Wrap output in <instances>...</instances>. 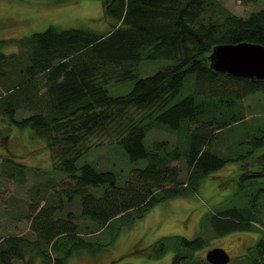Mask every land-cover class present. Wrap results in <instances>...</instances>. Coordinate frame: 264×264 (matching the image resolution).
Returning <instances> with one entry per match:
<instances>
[{"label":"trees","instance_id":"trees-1","mask_svg":"<svg viewBox=\"0 0 264 264\" xmlns=\"http://www.w3.org/2000/svg\"><path fill=\"white\" fill-rule=\"evenodd\" d=\"M101 1L104 14L113 19L106 31L48 25L21 36L0 37V76L22 65L14 84L0 92V138L7 136L1 125L4 120L43 137L52 167L73 182L64 192L65 199L79 197L88 233L111 231L118 220L120 226H128L155 204L196 192L203 178L226 163L251 159L241 165L237 177L254 186L247 203L216 208L203 218L217 236L239 230L259 232L245 256L250 264H264V217L257 208L264 196V128L245 138L251 143L247 154L222 153L211 146L217 131L241 119V111L233 110L236 102L264 92V77L215 71L207 59L217 43L245 40L264 45V6L246 17L226 13L221 20L212 16L203 20L211 0ZM9 45L16 48L2 50ZM154 59H166L167 64L136 76L140 61ZM188 78L191 86L183 93ZM129 79L133 84L126 93L112 95L105 87ZM18 108L30 113L16 117ZM152 125L181 134L182 142L170 147L161 138L145 142ZM112 142L123 147L133 164L121 184L110 169L89 161L76 164L91 147ZM252 147L263 150L255 153ZM179 158L188 171L184 180L171 163ZM139 159L145 160L141 166L135 165ZM1 166L16 167L19 175L26 167L6 153ZM98 185H105L99 195L85 189ZM58 204L47 203L37 210L30 205L35 239L18 233L0 236V264H13V259L24 264H65L74 251L103 249L104 244L101 247L76 232L71 212L54 218ZM203 243L199 236L163 235L148 245L147 254L159 257L171 247L170 264H211L192 256ZM93 244L100 247L91 250Z\"/></svg>","mask_w":264,"mask_h":264},{"label":"rangeland","instance_id":"rangeland-1","mask_svg":"<svg viewBox=\"0 0 264 264\" xmlns=\"http://www.w3.org/2000/svg\"><path fill=\"white\" fill-rule=\"evenodd\" d=\"M263 6L264 0H211L204 10L203 20H207L208 16L221 20L226 13L246 17L251 11ZM112 23L113 19L103 12L101 0H0V37H17L43 30L48 25L106 31ZM15 48L9 45L2 47V50L10 51ZM166 64V59L142 60L136 68V76H145ZM21 66L18 64L11 67L7 74L0 76V92L14 84L17 70ZM190 80L188 78L184 81L183 93L190 88ZM132 84L133 79H129L108 82L105 87L110 94L117 95L128 92ZM237 109L241 111V119L217 131L211 142L212 148L222 153L242 154L251 147V143L245 138H252L257 129L264 128V92L257 91L237 101L233 110ZM28 113L29 110L18 108L16 117ZM1 125L7 136L0 138V236L18 233L35 239L36 233L30 227V205H35L37 210L41 205L60 202V207L53 213L54 218L65 217V213L71 212L76 232L80 236L91 242L104 244L103 249L100 248L94 253L88 249L74 251L65 264H170L174 255L171 247L159 257H150L147 254L148 245L163 235L203 238V245L193 251L192 256L197 259L204 258L208 248L221 246L230 254L227 264H250L245 253L260 233L239 230L217 236L203 215L219 207L242 206L247 203L254 186L246 180L240 182L237 177L241 165L251 159L244 161L239 158V162L226 163L203 178L196 192L157 203L128 226H120L118 220L113 222L111 231L107 228L88 233L84 226L87 219L80 214L79 197L76 195L65 199L64 192L73 187V182L64 172L52 167L43 137L30 128H19L5 120L1 121ZM157 138L167 140L168 147L182 142L181 134L152 125L147 129L144 140L150 142ZM253 150L259 153L263 149L252 147ZM3 153L10 154L14 160L26 165L22 174L16 172V167L2 168ZM84 161H89L100 169H110L120 184L128 178L133 165L123 147L114 142L91 147L76 160V164L80 165ZM144 161L139 159L135 165L141 166ZM171 163L178 168V178L184 180L188 173L184 159L179 158ZM85 189L99 195L104 191L105 185L86 186ZM257 208L264 217V196L259 198ZM93 229L96 228L90 227L89 230ZM99 244H93L91 250H96L100 247ZM50 253L53 256L58 255V252ZM13 264L24 263L21 259H13Z\"/></svg>","mask_w":264,"mask_h":264},{"label":"water","instance_id":"water-1","mask_svg":"<svg viewBox=\"0 0 264 264\" xmlns=\"http://www.w3.org/2000/svg\"><path fill=\"white\" fill-rule=\"evenodd\" d=\"M209 67L215 71L244 77H264V45L259 42L238 41L214 44L207 55ZM211 264H227L230 254L221 246L205 251Z\"/></svg>","mask_w":264,"mask_h":264}]
</instances>
